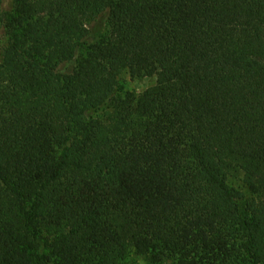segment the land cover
<instances>
[{
  "label": "trees",
  "instance_id": "obj_1",
  "mask_svg": "<svg viewBox=\"0 0 264 264\" xmlns=\"http://www.w3.org/2000/svg\"><path fill=\"white\" fill-rule=\"evenodd\" d=\"M0 264H264V0H0Z\"/></svg>",
  "mask_w": 264,
  "mask_h": 264
},
{
  "label": "rangeland",
  "instance_id": "obj_2",
  "mask_svg": "<svg viewBox=\"0 0 264 264\" xmlns=\"http://www.w3.org/2000/svg\"><path fill=\"white\" fill-rule=\"evenodd\" d=\"M120 79L124 83L127 90L136 92L145 90L146 88L152 86L156 81L155 77L132 78L127 71H123L121 73ZM228 183L232 187L243 191L246 196H249V191L244 184L242 175L240 173L229 174Z\"/></svg>",
  "mask_w": 264,
  "mask_h": 264
}]
</instances>
